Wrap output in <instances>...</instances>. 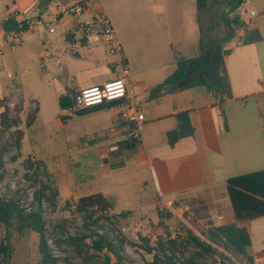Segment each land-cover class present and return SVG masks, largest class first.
Listing matches in <instances>:
<instances>
[{"label":"crops","instance_id":"0c3cea01","mask_svg":"<svg viewBox=\"0 0 264 264\" xmlns=\"http://www.w3.org/2000/svg\"><path fill=\"white\" fill-rule=\"evenodd\" d=\"M72 1L76 0H0V50L4 51L0 56V126L1 114L7 106H13L10 99L25 100L26 82L35 88L47 82L59 130L74 117L89 119L92 144L80 147V154L88 152V159L103 161L101 170L106 177L114 170L136 173L145 189L154 192L155 199L149 207H154L156 200L170 203L184 197L204 202L214 228L235 225L245 229L251 240L247 249L249 264H264V214L239 219L230 194L231 187L243 191L231 185L232 180L264 172V0H251V10L256 11V15L241 17L247 27L260 31L262 40L227 44L230 53L226 58V70L231 96L208 91L204 75L198 77L199 73L189 72L182 83L153 97L152 90L178 69L179 57L193 60L197 56L189 57L170 50L163 53L159 62L152 65L145 62L137 67L130 52L124 50L130 66V87L145 106L146 122L139 143H133L132 127L121 118L123 107L116 102L96 107L86 116L64 112L61 96H73L81 89L104 85L118 76L106 47L88 39L73 18L67 17L55 26L31 31L20 44L8 43L16 21L7 23L6 19L13 12L43 15L57 3ZM171 1L181 5L182 0ZM240 3L241 0H203L204 5L238 7ZM189 5H198L199 9V0H190ZM159 9L163 11L165 7L161 5ZM199 27L196 26L195 32L201 42L200 23ZM243 34L242 30L240 35ZM73 43L78 44L76 53L72 51ZM88 58L95 62H88ZM30 64L39 66L34 75L22 72ZM18 70L21 71L19 77ZM33 101L38 111L29 128L34 127L42 113L40 101ZM185 116L193 132L172 146L169 133L180 129ZM20 129L24 135L23 150L32 137L22 125ZM115 146L119 149L112 151ZM42 161L48 170L49 166ZM92 181L94 178L76 185L90 186ZM246 182L257 187L261 181L257 184L256 181ZM58 189L61 195L62 190ZM83 196L88 195L82 194L79 198ZM125 211L134 212L115 209L117 213ZM221 238L226 240L224 235Z\"/></svg>","mask_w":264,"mask_h":264},{"label":"rangeland","instance_id":"374dc122","mask_svg":"<svg viewBox=\"0 0 264 264\" xmlns=\"http://www.w3.org/2000/svg\"><path fill=\"white\" fill-rule=\"evenodd\" d=\"M99 1L116 28L124 50L130 52L137 67L145 62L147 65L155 64L160 61L163 53L171 50L180 55L197 56L194 61L209 64L206 71L198 72V77L204 75L205 80L216 83L217 74L226 70L227 44L241 42L242 30L240 28L232 30L227 22V15L231 18L237 17L230 13L234 5H205L198 9V5H189L190 0H182L181 5H174L171 0ZM161 5L165 10L160 11ZM199 23L201 42L195 32L197 25L200 28ZM60 35L63 37L62 33ZM108 57L109 60H114L110 54ZM87 61L95 62L92 58H88ZM37 71L38 64H30L22 70L29 72L30 75L36 74ZM17 74L19 77L21 71L18 70ZM117 75L119 78L120 74ZM47 85V82H43L35 88L26 82L25 100L10 99L13 105L10 107L12 116L20 118V125L28 136L31 135L32 140L31 143L27 140L22 153L14 148L12 152L5 154V174L0 179L1 196L19 193L24 205L29 207L35 189L24 177L26 172L24 161L31 156L35 160H44L49 166L51 176L44 175L43 181L62 190L57 211L53 212L47 203L44 204V216L48 226L53 222L65 220L68 222L69 232L74 234L82 222V217L66 207V200L70 199L74 204L82 194L103 192L112 201L116 210H134L128 218L120 219L116 226V229L133 243L141 244L140 237L143 236L149 238L151 244L155 245L159 238H167L169 232L176 236L189 229L203 240L210 241V232L215 226L204 202L184 197L170 203L156 200L154 207H149L155 199L154 192L150 188L145 189L136 173L114 170L111 176L106 177L101 170L103 161L88 159L90 158L88 152L81 155L80 147L92 144L90 121L88 118L74 117L59 130ZM33 99L42 104V113L34 127L29 128L30 117L38 111V105L32 102ZM64 112L68 113L67 110ZM88 130L89 132H86ZM12 133V130L5 134L0 133V148L12 141ZM92 178L94 181L90 186L76 185L89 182ZM103 187L106 189H102ZM159 208L165 213L163 222L158 214ZM5 237V226L0 225V246ZM13 245L15 254L11 264H40L37 233L20 235L13 229ZM50 246L61 259L60 264H67L66 259L70 264H83L82 259L69 247L59 249L52 241ZM214 246L230 260L219 261L209 258L204 264H249L247 257L240 255L224 238L218 239ZM124 257L127 264H145L153 259V255L130 244L126 246Z\"/></svg>","mask_w":264,"mask_h":264},{"label":"trees","instance_id":"16d2710c","mask_svg":"<svg viewBox=\"0 0 264 264\" xmlns=\"http://www.w3.org/2000/svg\"><path fill=\"white\" fill-rule=\"evenodd\" d=\"M205 7L203 0H199V9ZM235 7V6H234ZM231 10L233 12L237 7ZM230 12V13H231ZM227 22L232 30L240 28L244 34L241 38L242 44H250L262 40L260 31L256 28L250 29L245 25L240 17L231 18L227 15ZM227 42V40H224ZM230 53L225 51V55ZM209 64H204L183 57L178 58V69L168 77L161 85L152 90V96L157 97L164 94L169 87L182 83L189 72L198 73L206 71ZM208 91L216 95L227 94L231 96V86L227 76V70L217 74V82L204 80ZM73 96H61L60 102L63 109L74 104ZM115 102H112L113 104ZM102 107V106H101ZM94 109V108H92ZM92 109L82 110L75 115L86 116ZM183 119L179 130L169 133V142L174 146L180 138L192 134L193 129L189 120ZM36 120V114L30 117L28 126ZM12 130V141L5 143L0 148V179L4 177V156L12 152L14 148L22 153L23 131L20 129V118L13 117L10 107H6L1 114L0 133L5 134ZM133 143H139L134 141ZM24 177L31 187L35 189L33 201L26 207L19 193L13 196L0 195V225L6 229V237L0 246V256L2 264H11L15 254L13 245V229L20 235L31 232L39 236L40 264H60L61 259L55 255L54 249L50 246L52 241L55 246L62 249L67 246L82 259L83 264H127L124 257L128 244L140 247L146 253L153 255L151 261L145 264H204L209 258L213 260H230L220 249L214 246L216 241L224 235L226 240L240 255L247 257V249L251 245L250 237L245 229L235 225H226L213 228L210 232V241H205L193 233L192 230L173 236L169 232L167 238H159L155 245L147 237H140L141 244L131 242L118 229L117 222L120 219L128 218L133 211H125L112 214L115 211L112 201L103 193H95L83 196L72 204V200H66V207L70 208L82 217V222L78 225L74 234L68 230V222L58 223L48 222L44 216V204L47 203L53 212L58 209L60 191L53 184L43 181V176L50 177L45 163L42 160H35L29 156L24 161ZM246 181H261L257 187L248 185ZM231 185L243 189L234 190L230 188L237 217L247 218L264 214V172L232 180ZM260 186V187H258ZM246 211V212H244ZM158 214L163 222L165 219L162 209H158ZM113 226L114 228H111ZM67 264H70L66 259Z\"/></svg>","mask_w":264,"mask_h":264},{"label":"built area","instance_id":"2783aa9c","mask_svg":"<svg viewBox=\"0 0 264 264\" xmlns=\"http://www.w3.org/2000/svg\"><path fill=\"white\" fill-rule=\"evenodd\" d=\"M251 3V0H241L240 5L231 12L232 15L234 14L240 18L245 15L255 16L256 11L251 10ZM35 9L37 10V8ZM67 17L74 19L77 28L88 39L106 47L108 54L114 57L111 62L113 70L115 73L120 74V77L104 85L81 89L74 97V104L65 110L75 115L82 110L116 102L123 107L121 118L131 125L133 138L135 141L140 142L146 122L145 106L140 97L130 87V70L117 30L97 0H76L69 3H57L43 15L28 16L15 11L6 19L7 23L13 19L16 21L15 29L9 37L8 43L11 45L20 44L27 33L38 28L55 26ZM77 48L78 44L73 43V53L77 52ZM3 54L4 51L0 50V56ZM118 149L119 146H115L112 151Z\"/></svg>","mask_w":264,"mask_h":264}]
</instances>
